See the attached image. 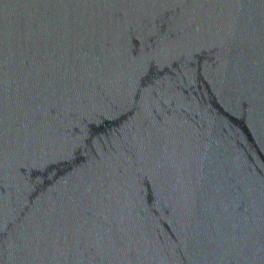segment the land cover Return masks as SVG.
Returning <instances> with one entry per match:
<instances>
[{
  "label": "water",
  "instance_id": "water-1",
  "mask_svg": "<svg viewBox=\"0 0 264 264\" xmlns=\"http://www.w3.org/2000/svg\"><path fill=\"white\" fill-rule=\"evenodd\" d=\"M0 264H264V0H0Z\"/></svg>",
  "mask_w": 264,
  "mask_h": 264
}]
</instances>
